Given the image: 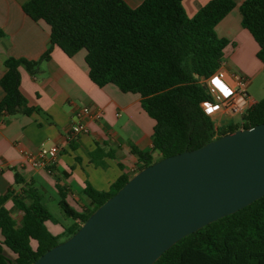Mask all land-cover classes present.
Segmentation results:
<instances>
[{
  "label": "trees",
  "instance_id": "16d2710c",
  "mask_svg": "<svg viewBox=\"0 0 264 264\" xmlns=\"http://www.w3.org/2000/svg\"><path fill=\"white\" fill-rule=\"evenodd\" d=\"M183 1L143 0L135 7L125 0H28L23 4L31 18L44 20L50 27V46L41 59L50 57L54 45L69 56L85 49L89 76L96 84L114 83L123 92L141 96L142 107L155 125L153 150L133 149L143 161L140 169L240 128L238 123L221 128L216 125L204 109L209 95L201 82V77L212 75L224 60L229 39L219 37L215 27L237 3L209 0L189 16ZM239 9L242 25L258 42L257 55L264 63V0H244ZM4 35L0 29V38ZM39 62L6 58V71L0 79L5 92L0 115L42 112L30 105L21 91L20 66L34 71ZM243 118L245 128L263 123L264 97L254 102ZM154 150L159 151V157H154ZM95 162L105 165L96 157ZM129 179L122 173L109 190L87 183L86 193L93 206L85 212L74 209L61 188V209L66 216L79 219L62 225L61 234L49 230L47 222L60 221L43 203L37 188L29 186L0 195L2 243L14 254L11 258L0 252V264H32L72 236ZM9 199L22 212L20 221L5 206ZM154 264H264V196L183 237Z\"/></svg>",
  "mask_w": 264,
  "mask_h": 264
},
{
  "label": "crops",
  "instance_id": "0c3cea01",
  "mask_svg": "<svg viewBox=\"0 0 264 264\" xmlns=\"http://www.w3.org/2000/svg\"><path fill=\"white\" fill-rule=\"evenodd\" d=\"M26 1L0 0V29L5 33L0 38V79L6 71L8 56L40 60L34 71L21 65L20 72L21 91L29 104L40 107L42 112L0 115V195L11 190L21 192L32 186L39 190L49 210L51 205L61 209L62 188L68 203L85 212L93 206L86 193L87 183L99 190H109L122 173L132 177L137 172L135 167L143 161L133 149L153 150L155 120L142 107L138 93L123 92L114 83L100 86L90 78L85 49L69 56L60 46L54 45L50 57L41 59L50 46V27L44 20H34L23 10ZM125 1L133 7L143 2ZM208 1L184 0L183 4L187 14L194 16ZM234 1L237 6L215 30L219 37L229 39L224 51L226 68L247 75L251 84L264 74V63L257 55L258 42L241 22L239 4L244 0ZM4 94L0 85V100ZM250 99L252 103L258 101L251 96ZM84 106L91 110L102 108L103 116L99 120L87 117L89 131L68 140L74 114ZM211 116L220 128L236 120L219 106L211 108ZM55 144L62 149L51 171L33 167L23 154L24 150L35 152L42 146ZM95 151L96 159L105 165L95 162L92 156ZM152 153L155 158L160 156L157 150ZM5 206L20 221L22 212L14 206L13 200H7ZM59 221L57 224L49 221L54 226L47 222L54 234H61L62 225L69 226L79 219L70 217ZM2 239L0 231V252L14 257Z\"/></svg>",
  "mask_w": 264,
  "mask_h": 264
},
{
  "label": "water",
  "instance_id": "95a60500",
  "mask_svg": "<svg viewBox=\"0 0 264 264\" xmlns=\"http://www.w3.org/2000/svg\"><path fill=\"white\" fill-rule=\"evenodd\" d=\"M264 196V122L147 165L32 264H154Z\"/></svg>",
  "mask_w": 264,
  "mask_h": 264
},
{
  "label": "built area",
  "instance_id": "2783aa9c",
  "mask_svg": "<svg viewBox=\"0 0 264 264\" xmlns=\"http://www.w3.org/2000/svg\"><path fill=\"white\" fill-rule=\"evenodd\" d=\"M201 82L206 87L209 99L203 102L205 111L211 116V108L219 106L224 108L231 117H235V123L241 129L244 127L243 115L253 104L248 93L250 78L238 70H228L226 62L223 60L220 67L209 77H201ZM103 109L91 110L84 106L75 114V121L72 123L68 140L75 139L78 135L88 132L89 127L85 122L87 117L99 120L103 116ZM212 117V116H211ZM239 128V129H240ZM61 145L42 146L37 151L24 150L26 160L36 168H49L57 159L61 152ZM142 165H137L135 170L138 172ZM136 172V173H137Z\"/></svg>",
  "mask_w": 264,
  "mask_h": 264
},
{
  "label": "rangeland",
  "instance_id": "374dc122",
  "mask_svg": "<svg viewBox=\"0 0 264 264\" xmlns=\"http://www.w3.org/2000/svg\"><path fill=\"white\" fill-rule=\"evenodd\" d=\"M249 93L251 98L260 100L264 97V74H262L260 77L254 79L250 86H249ZM60 207H55L54 205H51V212L54 214V216L58 219L61 220L62 222H64L65 218L70 219L69 216H66L63 212V210H61L62 212L59 211ZM18 211V210H17ZM63 213V214H62ZM14 214V213H13ZM65 215V216H63ZM49 226H54L53 224H51L50 222L48 223Z\"/></svg>",
  "mask_w": 264,
  "mask_h": 264
}]
</instances>
